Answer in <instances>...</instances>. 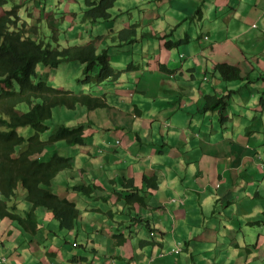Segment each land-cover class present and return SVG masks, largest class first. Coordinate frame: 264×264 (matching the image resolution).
<instances>
[{"label": "crops", "instance_id": "crops-1", "mask_svg": "<svg viewBox=\"0 0 264 264\" xmlns=\"http://www.w3.org/2000/svg\"><path fill=\"white\" fill-rule=\"evenodd\" d=\"M194 1L192 10L169 5L166 13H174V22L159 10H148V18L160 20L157 38L172 48L178 39L184 58L161 49L150 63L154 69L164 63L166 71L138 75L143 79L140 90L146 92L133 95L143 111L140 119L130 117L129 99L137 82L119 89L117 94L124 98L113 102L115 109L107 119L122 117L125 130L116 131L107 141L114 147L121 142L122 147L102 162L87 159L84 165L100 174L102 163L107 168L124 162L118 172L119 189L123 179H136L137 184L143 177L157 180L158 188L145 194L146 217L167 231L177 229L174 243L190 241L197 254L208 252L194 261L182 254L180 264H264V0ZM180 7L183 12L176 10ZM175 25L180 32L167 35ZM196 40L203 44L200 50ZM218 64L237 67L241 79L226 82L215 71ZM168 75L175 79L172 84ZM209 94L224 99L220 114L203 110ZM168 118L171 128H167ZM157 139L160 142L153 146L161 151H152L149 143ZM109 174L116 171L111 167ZM215 185L221 187L219 197L207 190ZM214 201L216 209L210 207ZM104 217L96 221L93 214L84 213L83 233L96 222V230L102 231L109 215ZM261 221L263 225L256 226ZM202 238L203 245L198 246ZM126 248L129 258L131 248ZM178 260L166 256L157 263L177 264Z\"/></svg>", "mask_w": 264, "mask_h": 264}, {"label": "clouds", "instance_id": "clouds-1", "mask_svg": "<svg viewBox=\"0 0 264 264\" xmlns=\"http://www.w3.org/2000/svg\"><path fill=\"white\" fill-rule=\"evenodd\" d=\"M9 1L12 0H7V5L9 4ZM13 1L15 2V0ZM33 1L34 0H27L22 5L15 2L13 8L20 7V11L23 14V7L28 8V6L31 5ZM55 2L56 0H53L52 4H50L51 6H53V10L46 12L44 11V6L41 2L43 12H45V14L50 13L48 16L53 14V16L55 17ZM76 2H78V0H76ZM118 2L119 0H117L114 8L116 7V5H118ZM79 4L82 6L81 3ZM5 7L0 8L3 9L1 10L3 13L8 11L5 9ZM73 9L78 11V8L76 6L71 7L72 11ZM81 10L82 11L80 12L83 13L84 9L81 8ZM80 12L78 11L77 15H81ZM65 14V11H58V15H60V18H62ZM38 15H41V13H39ZM31 17L34 18L35 14H32ZM55 18L59 19L58 17ZM72 18L74 22H76L73 16ZM81 21L82 15L81 17L79 16L78 22L76 23H81ZM111 21H115L114 14ZM100 22L103 21H98L93 24L86 22V24L84 25L85 30H83L80 36L81 38L86 40V42L95 41L99 55H102V53L106 52L110 64H119V62L114 59L116 54L110 55V50L112 48H130L135 43L141 42V38H138V28L140 24H138L135 40L133 39L130 43H126L119 39L120 43H118V39L115 37L121 31L116 30L118 29V27L111 30L109 28H106L104 32L108 34L107 37L104 33H90L91 28L96 27V25ZM66 25L67 29H69L68 22L66 23ZM132 26H137V24L131 25L129 28L124 29L130 30ZM101 29L102 27L100 28V30ZM83 34H85L84 37H82ZM94 36H96L97 38H93ZM109 39L114 45H108L107 40ZM204 39L209 41L208 37H205ZM103 42L104 45L102 44ZM80 45L82 44H73V46ZM117 56L119 55L117 54ZM180 58H184V55L180 54ZM112 61L114 63H112ZM68 63L69 62H64L61 66H65ZM152 63H131L128 64V68L126 69L117 68L121 72H123V79L122 82L116 84H112L111 82H108V80L103 83L97 82L96 76H98L101 72L100 62H97L98 66L92 68V71L86 70V67H89V64L87 62H85L84 64H81L80 62L72 63L77 65V68L81 70L83 75L82 80L91 78V81L94 83L98 93L104 94L105 92L106 98L103 97L104 95H100V97H102L105 101L106 107L91 111L85 107L69 109L63 107V105H59L58 108L52 109V118L43 124L46 126L45 132H41L39 131V129L33 126H25L20 130V135L25 139V143H27L30 149L33 151V154L29 156L25 155V158L37 160L41 164L60 161V168L55 169L54 172V174L56 175L55 179L52 181L50 186L47 185L43 188L49 192L52 191L56 193L60 196V198L66 199L70 202H73L74 199H77L76 201L78 202V204L76 205V207L79 210L80 215L74 229H70L69 231H67L66 228H61L59 223L55 219L53 210L37 206L33 202L28 185V179H26L25 170L18 169L12 165V162L10 163L9 157L4 154L0 144V264H159L157 263V261H159V259H164L166 256H174L178 260V258L182 254H187L186 257H188L190 261H194L196 259H200L203 255H208V252L197 254L195 252L197 248L194 245L191 247L192 243L190 241L179 243V241L177 240V243H174V238L177 239L175 237L176 234L172 237L170 233L175 232L177 229L175 230L174 228H170L169 231H167L165 227L161 226L160 223L154 220V218L148 219L145 214V212L149 208L146 200L145 205L148 206L147 208H145L144 205L140 206L136 204L134 207V211H131L133 216L139 217L142 220L141 223L137 222L132 225L130 223L131 219L129 217L118 214L119 210H124V207L127 204L126 200H124V198L122 197V194H124L127 186H134L139 191L141 189V193H144V197H146L145 194H149L155 191L153 189L158 188L156 179H148L147 177H143L140 184H137L136 179H123V186L121 189H119V185L117 182L118 172L120 170H123L125 164L124 162L120 164H110L107 168L106 163H102L101 169L103 171L100 174L90 172L84 165L85 160L87 159L102 162V159H104L108 155L118 154L115 150L122 147L121 142H118L114 147V144L108 142L107 139L110 138V136H114L113 134H115V132L113 133V130H125V125L122 123V117H111L107 119V116L109 115L110 111L115 109L113 102L119 101L121 97L124 98L121 93H117L122 90L125 85L137 82V87L133 89V92L131 93L132 102L131 99H129V101L131 102L130 117L132 119L141 118L143 111L140 108V103L133 99V95L135 93L141 95L146 94L145 91L140 90L139 85H141L140 82L142 83L143 79L141 80L138 75L143 76V74L151 73L153 71L162 73V70L159 69V65H156V69H154ZM132 64L135 66H140V69L137 71H127L129 70V66H131ZM39 67L52 70V68H48L43 64H39L35 69V78H37L38 76L37 71ZM115 67L117 66L115 65ZM85 73H87L86 76L84 75ZM34 81L40 82L36 81L35 79ZM44 82H48L54 86V84H52L50 81ZM89 86L90 84H84L82 85V91L75 93H86V90L90 88ZM55 89L63 92L67 91L69 96H72L74 92L58 87H55ZM114 95H118L119 98L116 99L115 97H113ZM93 96L96 97L97 95L93 94ZM204 100L206 101L205 97ZM133 101H135V103H133ZM36 104L45 103L42 100H38V102H34L32 105L26 104L18 106L16 108L15 106H12L11 114L14 115L15 112H18L20 115L28 113ZM172 107L174 109L178 108L180 110L179 106L175 103H173ZM58 109L59 113L63 111L68 112L69 116L61 119L57 115L56 119L59 122L64 121V123L63 125L57 126L53 130H51L47 123L53 120L54 112ZM215 111H218L220 114V108H217L215 110H207V112ZM74 117L79 119L73 121ZM82 117L86 118L87 123L81 122ZM165 121L167 123V128H171L169 118ZM220 121L223 122L221 115L219 122ZM67 122L78 123V125L69 127L66 125ZM63 128H83L81 137L82 139L77 141V143H71L69 140H65L62 138L55 141H51V139H49L53 134L61 132V129ZM110 130H112L111 133H107L105 135V131L108 132ZM4 131H6V128H0V133ZM90 131L91 133H97L99 140L96 141L94 137L89 138ZM50 132L51 134L48 136V133ZM41 147L43 148V151L38 155H34L35 150ZM260 159L262 160L261 157ZM262 165L264 167V163ZM111 167L113 168V171H116L115 175H112L113 173L109 174V170ZM105 173H108L109 176L106 177ZM59 181H67L68 184L62 186ZM105 183H108L110 186H112V192L109 191ZM80 186H83L82 188L87 191V195H83L80 189L78 191L75 190L76 187ZM220 188V185H218L217 187L215 185L213 188L208 187L207 190H211L216 197H219ZM87 197L90 199H87ZM95 200H99L102 203L109 205L112 204V202H117L118 204H120L121 202V206H119L115 211L109 209L103 211L96 205H89V203H95ZM177 202L184 204V200H178ZM214 203L215 205H212L210 207L213 209L218 208V203L216 201H214ZM93 211L102 212L103 214L107 213L109 217L108 221L106 222L107 226H104L102 231H100V229L96 230V235L94 237L95 241H90L89 239H87L86 234H84L82 231V228L84 227V220L82 217L84 213L92 214ZM114 215H119L124 220L116 222ZM35 223L36 226L35 229H33L32 227L33 225H35ZM256 223V226L263 225V221ZM114 227L115 229H113ZM133 227L139 228L132 230ZM126 228L127 232H125ZM120 234H124V239L126 237H129V239L124 240L121 237H119L118 239L114 238V236L116 235L121 236ZM144 236H148V241H146V239H142ZM138 237L141 238V246H139V242L137 241ZM202 240L203 238L199 242H197L198 246L203 245ZM145 245H147V248L143 249ZM126 247L131 248V256L129 258H127L126 256L127 251H129V249ZM139 253H146V255L142 258H139ZM180 262L181 261L178 260L177 264H180Z\"/></svg>", "mask_w": 264, "mask_h": 264}, {"label": "trees", "instance_id": "trees-1", "mask_svg": "<svg viewBox=\"0 0 264 264\" xmlns=\"http://www.w3.org/2000/svg\"><path fill=\"white\" fill-rule=\"evenodd\" d=\"M41 2L43 6L45 5V12L46 10L48 11V9L53 10V6L50 5L53 1L41 0ZM116 2L117 0H85L86 10L82 13L83 18L81 23L85 24L86 22H89L93 24L98 21H111L113 19V13L111 10L114 8ZM6 5L7 0H0V8H4ZM71 13L77 15L78 11L73 9V11L71 10ZM64 16L60 19L63 20ZM45 18L46 23H44V18H42L41 15L36 16L33 20L24 18L20 11V7H14L3 13V15H0V94L3 95L5 91L3 95L5 100L3 96L0 95V120L2 119L4 122L3 124L1 120L0 128H6V131L0 133V144L4 154L9 157L10 163L12 162V165L18 169L25 170L33 202L37 206L53 210L55 219L60 227L66 228V230L69 231L70 229L72 230L75 228L76 222L79 220L80 214L76 207L78 204L76 201L77 199L70 202L66 199L60 198L56 193L52 191L49 192L43 188L47 185L50 186L55 179L56 175L54 172L55 169L60 168V161L41 164L37 160L25 158V155L29 156L33 154V151L30 149L29 145L25 143V139L19 132L25 126H33L39 129V131L45 132L46 126L43 124L52 118V109L58 108L59 105H63V107L69 109H75L77 106L85 107L91 111L104 108L106 107V103L100 95H104V98H106V95L105 92L104 94L98 93L91 78H87L80 81L82 85L90 84V88L86 90V93L77 94L74 91L73 94L71 93L72 96H69L67 91H59L48 82H35V69L39 64H43L48 68L57 69L64 62H80L81 64L87 62L89 67L87 66L86 70L92 71V68L98 66L97 62H100L101 72L96 76L97 82L103 83L108 80V82H111L112 84L122 82L123 72L117 69L115 65L110 64L106 52L99 55L95 41H85L87 44L81 42L82 45L73 46L69 44V40L72 38L70 37L69 29H67V27L65 29L62 28L63 24H61V26H55L53 23L54 19L57 18H54L53 14L48 16L49 19L47 17ZM42 25L43 27H41ZM137 27L138 25L132 26L130 30H127V33L121 32L115 37L118 40L120 39L123 42L130 43L133 39L135 40ZM79 28L82 29L81 27ZM46 29H48V32H45ZM83 30H85L84 25ZM81 34L82 33H80V35ZM84 36L85 34L82 35V37ZM145 36H151V34H146ZM61 37L62 39H60ZM46 38L48 41H46ZM5 65H8L6 66L7 68ZM158 65L160 70L163 72L166 71V64L160 63ZM139 69L140 66L132 64L127 71H137ZM215 71L219 72L223 79H229L232 81L241 79L240 70L233 66L226 64L216 65ZM84 75L86 76L87 73ZM8 84H11V86ZM4 85H7L8 87H4ZM10 94L14 95L15 98ZM93 94L97 96L94 97ZM7 97L11 99H8ZM205 99L207 103L204 110L206 111L211 109L215 110L224 106V100H215V96L207 95L205 96ZM38 100H42L46 105L36 104L30 112L22 115L18 112H15L16 115L11 114L10 107L12 106V103H14L13 106L18 107L26 104L32 105L34 102H38ZM213 100H215V102L211 105ZM8 102L10 104L8 108H6ZM2 104L4 105L2 106ZM2 108L3 110H1ZM2 111H4V113ZM22 121L25 126L22 125ZM82 132L83 128H63L61 129V132L53 134L49 139L55 141L62 138L69 140L71 143H77V141L82 139ZM42 151V147L37 148L34 155H38ZM82 187L83 186L76 187L75 190L78 191L80 189L83 195H87V191ZM138 191L139 190L134 186L129 185L126 187L124 192L125 195L122 194V197L126 200L127 204L125 205L124 210L120 209L118 213L119 215L129 217L132 225L137 222L141 223L142 221L139 217H135L131 213V211H134L135 205L138 204L140 206L144 205L145 208L148 207L145 205L144 193H141V189L139 192ZM35 226L36 223L32 228L35 229ZM125 232H127V228L125 229ZM120 235L121 236L116 235L114 238L118 239L121 237L124 239V234ZM125 239H129V237H126Z\"/></svg>", "mask_w": 264, "mask_h": 264}, {"label": "rangeland", "instance_id": "rangeland-1", "mask_svg": "<svg viewBox=\"0 0 264 264\" xmlns=\"http://www.w3.org/2000/svg\"><path fill=\"white\" fill-rule=\"evenodd\" d=\"M25 1H27V0H18V1L15 0V2L17 4H20V5H22ZM191 1H185V0H119L118 5H116V7L112 10V13L115 16V21L100 22L96 25V27L91 28L90 33H93V32L104 33L107 37L108 34H106L104 32V30L106 28H109L111 30V29L118 27V29H116V30H121L120 32L127 33V29H124V28H129L131 25L140 24L139 28L138 27L137 28H138V38H141V42L135 43L130 48L129 47H125L123 49L112 48L110 50V55L116 54L114 59L117 62H119V64H116L113 61H112V63H114V65H116L117 68H119V69H121V68L126 69V68H128V64H131V63L149 64V62L151 60H154L157 56L161 55V52H162L161 49H163V50L168 49L169 52H173L174 54H177L178 57H180V50H179L180 46L178 45V39L173 40L174 46L172 48L171 44L166 42L165 39L157 38L156 35L158 33H160L157 30L158 27L160 26V24H159L160 20L158 21V20H152L151 18H148V15H149L148 10L149 11L159 10L161 12V14L163 13V14L167 15L168 19L171 22H174L175 21L174 13L173 12H171L170 14L166 13V9L170 7L169 5L173 2V3H177V4H182L187 9L192 10L195 8V3H194L195 1L194 0H191ZM15 2L13 0L9 1V4L5 7V9L11 10L13 8ZM78 2L81 3L82 6ZM78 2H76V0H56L55 5H54L55 6L54 10H55L56 14H58V11L63 10L66 12L67 16L65 14V18H64L65 20L64 19L61 20L60 15H55L59 19H54L53 24L55 26H59V25L63 24L62 28L65 29L67 26L66 23L68 22L70 35L72 36L73 33L75 32L73 37H72L73 39L71 38V40H69V44H71V45L86 41L83 38H81V36H80V33L83 32V25H85L86 23L85 24L76 23V22H78L79 16L81 17V15H82V12H80V11H82L81 8L86 10L85 0H78ZM73 6H76L78 8V11L81 13V15H73L72 13L69 12L71 10V7H73ZM23 8H24L23 9V16L29 20H33V18L31 17L32 14H35V17H36V16H38L39 13H41V17L44 18V23H46V18L44 16L48 17V15L50 14V13H46V14H48V15H46L45 12H43L40 0H34L33 3L28 6V8H25V7H23ZM1 10L2 9H0V15H3V12ZM176 10L178 12H180V11L183 12L182 7L178 8ZM72 16L74 17L76 22H74ZM67 20H69V21H67ZM79 27H81L82 29H80ZM101 27H102V29L100 30ZM179 27H178V29H179ZM173 29L174 30H172L170 28L167 35H170L174 32L175 33L180 32V30L176 29V25H175V28L173 27ZM163 31H165V29H163ZM146 34H151V36H145ZM93 38H97V37L94 36ZM107 42H108V45L112 44V41L110 39L107 40ZM117 42L120 43L119 40ZM102 44L104 45V42ZM112 45H114V44H112ZM202 46H203V44L201 43V41L196 40V45H195L196 50H200L202 48ZM183 47L186 48L187 45H184ZM185 53L187 54V52H185ZM117 54L119 56H117ZM37 73H38L39 78H35L36 81H42V80L43 81H50V82H52V84H54L55 87H58V88H62L65 90H70V91L75 90V92H81L82 91L83 87H82V84L80 83V81L83 79L82 72H81V70H79L77 68V65L72 64L71 62H69L65 66H61L59 69L49 70V69H44L42 67L41 68L39 67ZM54 73L57 74L56 75L57 78H54L55 77ZM50 75H51V77H49ZM41 77L42 78L45 77L46 79L45 78L42 79ZM168 77H169V81L172 84V81H175V79L173 77H170V75H168ZM48 78H49V80H47ZM57 79H58V81H57ZM64 80L66 82H64ZM224 80L226 82H232V80H229V79H224ZM171 89H174V88H171ZM175 96H178V94H176ZM113 97H115L116 99L119 98L118 95H114ZM135 100L138 101L137 98H135ZM131 102H132V99H131ZM57 115L61 119H64V118L69 116L68 112H66V111H63L60 114L59 109L55 110L53 120H51L50 122L47 123V125L49 127L51 126L50 127L51 130H53L57 126L63 125V123H64V121L59 122L56 119ZM76 119H79V118L74 117L73 121H75ZM81 122L87 123L86 118L82 117ZM49 124H51V125H49ZM66 125L69 127H71V126L73 127V126L78 125V123L74 124L73 122L72 123L67 122ZM111 131L112 130H110L108 132L105 131V135L107 133L110 134ZM116 131H117V129L113 130V133ZM50 134H51V132L48 133V136ZM91 137H94L96 139V141L99 140V137H98L97 133H95V132H93V133H91V131L89 132V138H91ZM89 138H88V140H89ZM159 142H160V140L157 139V140L149 143V146H150L152 151L154 149H159L158 151H161L160 146H158V145L156 147L153 146L154 144H158ZM163 151L165 152V150H163ZM143 155L145 156V153ZM59 183L62 186L68 184L67 181H64V182L59 181ZM105 184L108 187L109 191L112 192L113 191L112 186H110L107 183H105ZM92 197H94V196H92ZM87 199H90V198L87 197ZM89 205L90 206L96 205L97 207H100V208L102 207L103 209H107V210L109 209V210L115 211L119 206H121V202H120V204H118L117 202H112V204L109 205V204L102 203L99 200H95V203H89ZM87 208H90V207H87ZM136 212H138V211H136ZM92 214H93L96 221H99V220L104 221L106 219L102 212L93 211ZM114 216H115L116 222H120V221L124 220L119 215H114ZM97 225H98V223L96 222V226L87 227L86 236H87V239H89L90 241H95L94 237L96 235ZM170 234L173 237L175 234L178 235L179 231L176 230L175 232H172ZM142 239H146V241H148V236H144ZM137 241L139 242V246H141L142 241H141L140 237L137 238ZM146 248H147V245H145L143 247V249H146ZM145 255H146V253H139V258H142Z\"/></svg>", "mask_w": 264, "mask_h": 264}, {"label": "bare ground", "instance_id": "bare-ground-1", "mask_svg": "<svg viewBox=\"0 0 264 264\" xmlns=\"http://www.w3.org/2000/svg\"><path fill=\"white\" fill-rule=\"evenodd\" d=\"M17 1H18V0H17ZM51 1H53V0H51ZM51 3H52V2H51ZM47 4H48V3H47ZM54 5H55V4H54ZM44 6H45V5H44ZM47 6H48V5H47ZM63 8H64V7H63ZM51 9H52V8H51ZM2 10H3V9H2ZM27 10H28V9H27ZM49 10H50V9H48V11H49ZM32 11H33V10H32ZM46 11H47V10H46ZM62 11H63V10H62ZM29 12H30V11H29ZM69 12H70V11H69ZM74 14H75V13H74ZM76 14H77V13H76ZM47 15H48V14H47ZM56 15H58V14H56ZM66 16H67V14H66ZM55 17H56V16H55ZM47 18H48V17H47ZM82 18H83V16H82ZM48 19H49V18H48ZM64 20H65V19H64ZM48 21H49V20H48ZM60 21H61V20H60ZM84 22H85V21H84ZM48 23H49V22H48ZM61 23H62V22H61ZM64 24H65V23H64ZM48 25H49V24H48ZM60 26H61V25H60ZM41 27H43V25H42ZM45 28H46V27H45ZM47 30H48V29H46L45 32H46ZM47 32H48V31H47ZM61 32H62V31H61ZM41 34H42V33H41ZM40 36H41V35H40ZM44 36H45V34H44ZM46 36H47V35H46ZM59 36H60V34H59ZM59 36H58V37H59ZM47 37H48V36H47ZM50 37H51V36H50ZM70 37H73V36H70ZM42 38H43V36H42ZM42 38H41V39H42ZM66 38H67V36H66ZM60 39H62V37H61ZM63 39H64V38H63ZM72 39H73V38H72ZM76 39H77V38H76ZM44 40H45V39H44ZM66 40H67V39H66ZM46 41H48V40H46ZM65 42H67V41H65ZM85 44H87V43H85ZM63 46H64V45H63ZM66 46H67V44H66ZM6 66H8V65H5V67H6ZM6 68H7V67H6ZM40 68H41V67H40ZM6 72H8V71H6ZM40 74H41V73H40ZM54 74H55V73H54ZM8 75H9V74H8ZM56 75H57V74H55V77H54V78H57ZM40 76H41V75H40ZM0 77H1V76H0ZM7 77H8V76H7ZM45 77H46V76H45ZM45 77H44V78H45ZM49 77H51V75H50ZM37 78H39V76H38ZM41 78H42V77H41ZM44 78H42V79H44ZM45 79H46V78H45ZM6 80H7V79H6ZM39 80H40V79H39ZM47 80H49V78H48ZM51 80H52V79H51ZM53 81H54V80H53ZM57 81H58V79H57ZM6 82H7V81H6ZM6 82H5V83H6ZM64 82H66V81L64 80ZM2 83H3V82H2ZM2 83H1V84H2ZM17 83H18V82H17ZM51 83H52V82H51ZM53 83H54V82H53ZM49 84H50V83H49ZM64 84H65V83H64ZM8 85L11 86V84H8ZM2 87H3V86H2ZM4 87H8V86H7V85H6V86L4 85ZM1 89H2V88H1ZM76 90H77V89H76ZM0 91H1V90H0ZM74 91H75V90H74ZM80 91H81V90H80ZM8 92H9V91H8ZM8 92H7V93H8ZM0 93H1V92H0ZM4 93H5V91H4ZM4 93H3V95H4ZM7 93H6V94H7ZM9 93H10V92H9ZM12 94H13V93H12ZM12 94H10V95H12ZM0 95H2V94H0ZM3 95H2V96H3ZM7 96H8V95H7ZM12 96L14 97V95H12ZM16 96H17V95H16ZM56 96H57V95H56ZM10 97H11V96H10ZM18 97H20V96H18ZM3 98H4V96H3ZM3 98H2V99H3ZM7 98H8V97H7ZM14 98H15V97H14ZM20 98H21V97H20ZM8 99H11V98H8ZM0 100H1V99H0ZM4 100H5V98H4ZM14 100H15V99H14ZM12 101H13V100H12ZM9 102H10V101H9ZM9 102H8V105H7L6 108H8V106H9V104H10ZM16 102H17V101H16ZM19 102H20V101H19ZM17 103H18V102H17ZM26 103H27V102H26ZM0 104H1V103H0ZM6 104H7V103H6ZM6 104H5V106H6ZM13 104H14V103H12V106H13ZM3 105H4V104H2V106H3ZM27 105H28V104H27ZM10 106H11V105H10ZM12 106H11V107H12ZM11 107H10V108H11ZM15 107H16V106H15ZM77 107H78V106H77ZM0 108H1V107H0ZM1 110H3V108H2ZM4 111H5V110H4ZM4 111H2V112L4 113ZM7 111H8V110H7ZM5 113H7V112H5ZM60 114H61V113H60ZM15 115H16V114H15ZM15 117H18V116H15ZM3 119H4V117H3ZM12 119H13V118H12ZM1 120H2V119H1ZM1 120H0V122H1ZM2 122H3V120H2ZM3 124H4V122H3ZM74 124H75V123H74ZM22 125H23V121H22ZM49 125H51V124H49ZM23 126H25V125H23ZM50 127H51V126H50ZM71 127H72V126H71ZM19 133H20V132H19ZM119 220H120V219H119Z\"/></svg>", "mask_w": 264, "mask_h": 264}]
</instances>
